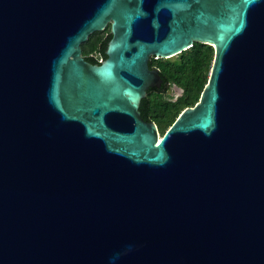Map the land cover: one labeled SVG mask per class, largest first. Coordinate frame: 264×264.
Returning <instances> with one entry per match:
<instances>
[{"label":"water","instance_id":"1","mask_svg":"<svg viewBox=\"0 0 264 264\" xmlns=\"http://www.w3.org/2000/svg\"><path fill=\"white\" fill-rule=\"evenodd\" d=\"M195 42L160 133L149 60ZM0 264H264V0H0Z\"/></svg>","mask_w":264,"mask_h":264},{"label":"trees","instance_id":"2","mask_svg":"<svg viewBox=\"0 0 264 264\" xmlns=\"http://www.w3.org/2000/svg\"><path fill=\"white\" fill-rule=\"evenodd\" d=\"M104 30L107 34L103 38L98 37L99 32L96 31L81 44L82 55L87 61L99 63L106 57L104 50L111 34L109 26ZM91 51L98 56L90 54ZM213 56L212 46L195 42L172 59L151 58L150 63L159 70L163 83L160 89H150L141 100V116L147 121H154L163 133L185 107L198 101L207 82ZM171 85L182 90V94L175 99L166 94Z\"/></svg>","mask_w":264,"mask_h":264},{"label":"rangeland","instance_id":"3","mask_svg":"<svg viewBox=\"0 0 264 264\" xmlns=\"http://www.w3.org/2000/svg\"><path fill=\"white\" fill-rule=\"evenodd\" d=\"M99 34L97 35L100 38H103L104 36H106L107 31L103 30V31H98ZM90 54L98 56L97 53L95 51H91ZM175 56L171 57L170 59L174 58ZM166 94L172 98H176L181 94V89L171 85L168 87Z\"/></svg>","mask_w":264,"mask_h":264},{"label":"flooded vegetation","instance_id":"4","mask_svg":"<svg viewBox=\"0 0 264 264\" xmlns=\"http://www.w3.org/2000/svg\"><path fill=\"white\" fill-rule=\"evenodd\" d=\"M150 59H151V58H150ZM149 67H150V68H156V67H152V65H151V63H150V60H149ZM156 69H157V68H156ZM174 86H175V85H174ZM161 87H162V86H161ZM161 87H160V88H161ZM160 88H150V89H160ZM150 89H148V91H149ZM148 91H147V92H148ZM181 94H182V90H181ZM181 94H180V95H181ZM176 98H177V97H176ZM174 99H175V98H174ZM140 114H141V113H140ZM143 119H144V118H143ZM144 120H145V119H144Z\"/></svg>","mask_w":264,"mask_h":264}]
</instances>
